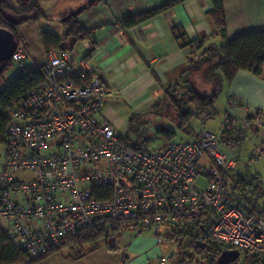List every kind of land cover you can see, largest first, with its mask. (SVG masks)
I'll list each match as a JSON object with an SVG mask.
<instances>
[{
	"label": "built area",
	"instance_id": "1",
	"mask_svg": "<svg viewBox=\"0 0 264 264\" xmlns=\"http://www.w3.org/2000/svg\"><path fill=\"white\" fill-rule=\"evenodd\" d=\"M11 60L18 72L37 67L43 76L7 110L0 165V218L29 258L72 238L112 236L115 226L124 225L139 235L152 231L158 242L162 228L177 229L213 244L219 254L238 251L230 264L264 263V192L254 174L244 176L246 198L232 192L237 160L220 146L236 122V99L227 98L218 131L203 129L195 141L135 150L101 117L118 90L97 77L83 83L91 66L81 64L74 75L71 50L50 48L35 62L20 38ZM253 116L242 121L243 129L261 124ZM261 157L264 147L250 153ZM17 172L34 177L18 179ZM94 188L107 196L97 198Z\"/></svg>",
	"mask_w": 264,
	"mask_h": 264
},
{
	"label": "crops",
	"instance_id": "2",
	"mask_svg": "<svg viewBox=\"0 0 264 264\" xmlns=\"http://www.w3.org/2000/svg\"><path fill=\"white\" fill-rule=\"evenodd\" d=\"M4 1L16 12L33 4L40 7L43 17L39 21L18 25V33L21 34L19 32L21 28L30 31L31 34L33 31L29 26L34 24L32 34L40 39L41 44L43 31L64 38L65 29L61 19L86 2V0H0V3ZM170 1L172 0H96L92 6L77 16L79 24L91 31L92 37L73 46L67 39L64 42L74 57L72 66L74 75L81 64H88L91 68L88 70L86 81L97 77L118 90L115 96L105 101L101 111V117L110 123L114 130L117 120L121 118L120 110L129 117L140 115L145 120L149 117L155 119L159 114L166 116L165 110L161 108L162 103L166 102L165 93L171 86L180 83L182 73L187 69L191 59L200 55L209 46L222 47L225 44V40L217 34L210 14L214 9L212 0H184L133 27L124 28L120 25L127 16L161 7ZM222 1L228 38L264 28V0ZM10 14L17 22L20 21L14 13ZM44 24L54 27L60 24L61 27L57 26L58 29L55 27L54 32L42 29L41 26ZM21 38L26 40L24 35H21ZM25 42L27 44V41ZM191 79L197 89L212 91L202 73L194 75ZM220 90L214 105L215 115L218 114L221 97L224 103L220 110L222 118L226 112L227 98L236 99L238 103L233 111L236 122L232 131L245 132L240 142L221 143V150L225 153L223 146L238 150L249 146L247 153H242V157L248 158L249 152L264 147V65L261 73L257 75L246 70L237 71L229 82L222 83ZM254 114L260 119L261 124L243 129L242 121L248 116L253 119ZM222 118L213 128L211 119L201 121L197 118L200 125L194 127L191 123L190 134L179 131L186 135L188 140L173 139L172 142L195 141L202 129L218 131ZM159 123L163 124L164 121ZM160 127H166L165 123ZM1 150L3 151V145ZM237 152L236 166L240 150ZM2 159L1 152L0 165ZM252 174L257 177L261 189L260 173L256 171ZM239 175L246 176L235 173L234 170L231 174L232 182ZM34 227L40 225L34 224ZM130 228L133 227L128 226L112 235L117 237L115 247H118L121 254L117 261L111 264H188L181 260L177 248L163 239L158 242L152 231L139 235L135 228L133 233ZM4 229L10 234L8 223ZM54 252L46 257L55 255Z\"/></svg>",
	"mask_w": 264,
	"mask_h": 264
},
{
	"label": "trees",
	"instance_id": "3",
	"mask_svg": "<svg viewBox=\"0 0 264 264\" xmlns=\"http://www.w3.org/2000/svg\"><path fill=\"white\" fill-rule=\"evenodd\" d=\"M20 1V0H19ZM184 0H172L165 3L161 7L147 10L145 12L130 15L124 18L120 25L124 28L133 27L141 22H144L157 14L161 13L165 9L180 3ZM214 9L210 13L214 27L217 34L225 40V44L222 47L209 46L200 55L191 59L187 69L182 73L180 83L171 86L165 93V101L169 104V107L164 104V109L170 108L175 115L174 121L179 131L190 134L191 127L190 122L193 117L198 118L201 121L211 119L215 115V102L221 91V85L223 82H229L235 73L239 70L250 71L254 74H260L264 65V28L260 30H253L246 33L237 34L231 38L226 35L225 16L222 0H212ZM22 3V2H20ZM25 5V4H23ZM14 13V16L19 17V24L12 25L9 22L8 14ZM0 27L8 28L14 32L18 41V25L29 22L39 21L42 17V11L36 4L31 5L27 9H22L18 12L14 10L12 6L6 3H0ZM65 29L64 38L54 35L51 32L43 31L41 33V42L45 50L50 48H62L65 40H69L73 46L75 43L83 40L90 39L92 32L84 29L76 17H71L66 22H62ZM66 46V45H65ZM68 47V46H66ZM12 60L0 62V81L5 77V73L12 67ZM202 73L212 88L199 90L193 86L191 77ZM43 80V76L40 70L35 67L29 70L18 72L16 76L5 85L0 91V146L6 143V129L9 123V116L7 110L14 105L18 104L33 87L39 85ZM86 79L83 83H87ZM183 88H186V92H182ZM165 102V103H166ZM130 128L136 122V120L147 129V121L142 119L140 115H132L129 117ZM155 132L165 139V145L171 143L176 135V131L166 128L157 127ZM245 132L242 130H235L232 132H225L221 137V143H236L243 139ZM121 142L128 144L124 138L120 136ZM132 149H142L136 144H128ZM232 192L242 198L245 197L244 185H247L248 181L244 176H238L233 180ZM243 188V189H242ZM93 193L97 198L107 196V191L101 188H94ZM128 226L117 225L114 227V234ZM130 227V226H129ZM163 240L166 243H173L176 245L178 252L180 253L181 260L187 263L194 262L192 252L204 259L205 263L201 264H216V258L219 255L217 247L206 241H197L191 239V242L186 245H182V240L185 236L181 231L177 229H165ZM101 234H89L86 238L84 236L69 239L64 245L60 246L54 251L61 249L66 245H71L77 249H81L86 242H94L100 239ZM52 251V252H54ZM52 252L39 258H29L27 252L16 246L11 235L2 227H0V264H31L35 261L45 258ZM198 263V261H197ZM200 264V263H199ZM253 264H264L255 261Z\"/></svg>",
	"mask_w": 264,
	"mask_h": 264
},
{
	"label": "rangeland",
	"instance_id": "4",
	"mask_svg": "<svg viewBox=\"0 0 264 264\" xmlns=\"http://www.w3.org/2000/svg\"><path fill=\"white\" fill-rule=\"evenodd\" d=\"M59 28L61 27L60 24H58ZM57 26H55L57 28ZM42 29H49L50 31H54L55 27L50 26L48 24H44V26H41ZM53 27V28H51ZM29 28L32 29V33H34V24H30ZM58 29V28H57ZM21 32L18 33V38H21V35L25 36L27 41V46L30 52V56L32 59H35V62H41L45 58V53L46 51L43 49L42 44L40 43V39L36 36L34 37L33 34H29L30 31L25 30V29H19ZM59 31V30H58ZM59 33V32H58ZM30 37V38H29ZM22 39V38H21ZM26 43V42H25ZM38 60V61H37ZM18 73L16 64H12V67L5 73V77L2 81H0V91L5 87L7 83H9ZM193 82V86H194ZM186 91V88H183L182 92ZM186 92H184L185 94ZM223 97L219 99V111L218 114L214 115V117L211 119L212 122V128L216 127L218 123H220L221 116H220V110L223 107ZM164 104H166L169 107V104L162 103V110L164 108ZM114 105V104H113ZM165 114H159L156 116L157 118H147V124L145 129L141 123H139L137 120L136 122L132 125L130 128L129 126V116L125 114L122 110L121 112V118L120 120H117V124L115 127V131L121 136L122 138L125 139V141L128 144H136L140 148L148 150V151H154L157 150L165 145V139L159 136L156 132L155 129L157 127H160V125L164 126V123L166 127L168 126L170 129L176 131V135L174 137L175 140H188V137L186 135H183L181 132L176 127L175 121L173 120L175 115L173 114V111L170 110V108H166ZM223 119V118H222ZM164 121L163 124H160L159 122ZM197 118L193 117L191 122H190V127L191 123L194 127H199L200 124L197 123ZM222 122V121H221ZM210 125V124H209ZM203 130V129H202ZM201 130V131H202ZM2 146H0V154L2 152L1 150ZM225 153L230 155L231 157L237 158L236 155H238V152L240 150V157L238 159V165L236 166L235 173H241V174H246L250 175L253 172H259L260 173V178H261V190L264 192V157L261 158H250V155H248V158L242 157V153H247L249 146H244L241 147L239 150L237 148H227L223 146ZM250 154V152H249ZM203 163H205L203 161ZM14 176L18 179L22 180H30L34 177L33 173L30 172H17L14 174ZM199 184L204 186L206 184V180L204 178H201L199 180ZM0 227L6 228L7 223L5 222L4 219L0 218ZM130 231L133 233L134 229L130 228ZM161 234L164 235L166 232L162 228L160 230ZM114 235V232H113ZM100 239L94 241V242H86L83 244L81 249H77L74 246L71 245H66L59 249L58 251L54 252L55 255L47 258L40 259L38 261H35L31 264H111L115 263L117 261V258L119 254L118 247L115 241L116 238L113 236L105 237L103 235H100ZM191 242L189 237H184L182 240V245L189 244ZM16 246H18V243H15ZM173 247L177 248L176 245L171 243ZM192 256L194 257V264H201L205 263L204 259L201 258V255L198 256L195 254V252H192ZM198 261V263H197ZM191 264V263H188Z\"/></svg>",
	"mask_w": 264,
	"mask_h": 264
},
{
	"label": "water",
	"instance_id": "5",
	"mask_svg": "<svg viewBox=\"0 0 264 264\" xmlns=\"http://www.w3.org/2000/svg\"><path fill=\"white\" fill-rule=\"evenodd\" d=\"M24 1V0H21ZM96 0H86L85 3L78 6L75 10L70 12L68 15L64 16L61 21L66 22L71 17L78 16L82 11L85 9H88L90 6H92ZM8 18L10 20V23L12 25L17 24V20L13 18V16L10 14L8 15ZM18 45V41L15 37L14 32H12L8 28L0 27V62L8 61L12 58V55L14 54L16 48ZM63 49H67V47L64 45L62 46ZM238 257V251L236 250H223L220 252V254L216 258V264H230L234 262Z\"/></svg>",
	"mask_w": 264,
	"mask_h": 264
}]
</instances>
